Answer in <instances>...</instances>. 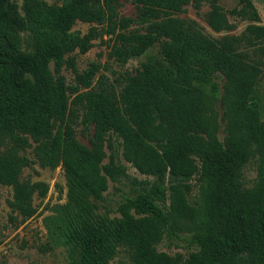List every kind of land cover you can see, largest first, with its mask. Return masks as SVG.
<instances>
[{"label": "trees", "instance_id": "trees-1", "mask_svg": "<svg viewBox=\"0 0 264 264\" xmlns=\"http://www.w3.org/2000/svg\"><path fill=\"white\" fill-rule=\"evenodd\" d=\"M60 1L0 0V185L11 188L9 207L23 223L48 192L21 178L32 163L27 149L65 179L66 201L45 217L38 251L77 250L79 260L67 264L120 255L127 264H264V121L255 96L264 24L251 0L229 11L250 22L244 31L217 38L178 15L210 1L209 27L231 31L218 0H128L135 17L119 15V0ZM77 23L87 32L72 31ZM104 36L107 60L120 66L154 47L160 58L112 82L101 72L107 63L79 72L71 54ZM121 158L151 180L130 177ZM250 161L256 178L248 187ZM125 181L130 190L115 207L103 205L108 183ZM166 232L185 234L194 250L186 258L159 251Z\"/></svg>", "mask_w": 264, "mask_h": 264}, {"label": "rangeland", "instance_id": "rangeland-1", "mask_svg": "<svg viewBox=\"0 0 264 264\" xmlns=\"http://www.w3.org/2000/svg\"><path fill=\"white\" fill-rule=\"evenodd\" d=\"M17 5H21L22 0H11ZM49 4L58 3L60 0H44ZM255 9L257 10L261 23L264 24V0H251ZM215 5L221 7L223 12L227 15L230 23L235 25L231 31L215 33L206 21V15L211 10L213 3L210 1L204 2L198 9L192 4L184 7L183 13L178 15L181 19L193 20L199 28L211 37H220L221 35H239L250 23L239 17L233 16L229 13L233 8L239 7L238 0H218ZM137 12L136 6L128 0H119L118 13L121 17H135ZM89 26L83 23H77L72 31L84 34L87 32ZM107 37L98 38L93 41L92 48L85 54H79L77 51L72 53L74 56L75 67L79 72H82L90 62H98L101 64L107 63V70L102 73L106 75L110 82L122 78L124 74H134L139 68L140 64L149 57L160 58L157 47H154L146 52L145 55L139 58L129 60L124 66H120L113 60H107L108 48L106 43ZM105 42V43H104ZM63 74L67 79L68 84H71L74 78V73L71 69L66 67L63 69ZM220 83V81H219ZM255 96L261 113V118L264 121V75L259 82ZM219 115H221L220 107L218 108ZM91 134V130L89 131ZM219 136L222 137V131ZM78 141L83 145H88L87 136H82L79 132L77 135ZM32 163L29 167L23 169L22 180L30 183L40 182L48 185V192L44 199L34 198V206L37 211L36 214L25 222H20V217L16 212H13L9 207V201L12 199V190L10 187L0 185V264H67L72 258L79 260L80 255L77 250L70 253L68 247L56 245L54 249L47 253L38 251L39 245H44L46 242L47 232L44 226L45 217L52 216V208L55 205H63L66 201V187L63 172L60 167L56 169L41 168L35 162L31 149H27L25 153ZM106 162V161H105ZM121 163L127 168V174L136 178L139 181L149 179L138 173L130 166L124 159L121 158ZM244 182L246 186L253 185L256 178V162L250 161L246 164L243 170ZM191 192L188 196L190 202H194L198 197V183L196 179L191 180ZM130 184L125 181L121 184L109 182L108 190L104 193L105 202L103 205L109 208H114L117 201L127 193L130 189ZM101 212L103 210L101 209ZM112 216V214L110 215ZM59 241H63L59 237ZM186 235L178 233L173 235L166 232L163 240L157 246L159 251L165 252L169 255H181L186 258L188 254L194 250L187 245L185 241ZM110 264H127L125 256H118Z\"/></svg>", "mask_w": 264, "mask_h": 264}]
</instances>
